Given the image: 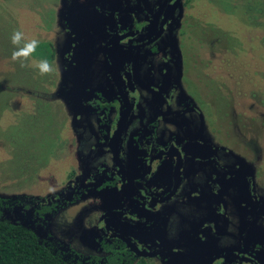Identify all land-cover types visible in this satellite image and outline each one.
Returning a JSON list of instances; mask_svg holds the SVG:
<instances>
[{
	"label": "flooded vegetation",
	"instance_id": "obj_1",
	"mask_svg": "<svg viewBox=\"0 0 264 264\" xmlns=\"http://www.w3.org/2000/svg\"><path fill=\"white\" fill-rule=\"evenodd\" d=\"M190 1H64L50 93L68 109L71 167L0 197V218L68 264H264V72L237 87L218 37H199L219 86L207 114L184 86ZM81 49L89 66L62 77Z\"/></svg>",
	"mask_w": 264,
	"mask_h": 264
},
{
	"label": "rangeland",
	"instance_id": "obj_2",
	"mask_svg": "<svg viewBox=\"0 0 264 264\" xmlns=\"http://www.w3.org/2000/svg\"><path fill=\"white\" fill-rule=\"evenodd\" d=\"M64 1L0 0V197L44 191L71 167L69 151L75 137L68 127V109L50 93L58 72L51 58V37ZM190 7L197 24L180 40L184 86L208 114L216 108L219 86L216 78L205 75L207 47L198 38L218 37L217 48H223L237 87L246 86L248 78L251 90L260 86L262 79L253 71L264 72V0H191ZM16 31L25 41H38L25 66L12 59L17 46L11 37ZM69 54L66 73L62 70L60 75L74 78L76 71L89 66L91 56L82 49ZM41 60L55 70L40 75L34 65Z\"/></svg>",
	"mask_w": 264,
	"mask_h": 264
},
{
	"label": "trees",
	"instance_id": "obj_3",
	"mask_svg": "<svg viewBox=\"0 0 264 264\" xmlns=\"http://www.w3.org/2000/svg\"><path fill=\"white\" fill-rule=\"evenodd\" d=\"M0 264L68 263L49 245L39 243L31 230L0 218Z\"/></svg>",
	"mask_w": 264,
	"mask_h": 264
},
{
	"label": "clouds",
	"instance_id": "obj_4",
	"mask_svg": "<svg viewBox=\"0 0 264 264\" xmlns=\"http://www.w3.org/2000/svg\"><path fill=\"white\" fill-rule=\"evenodd\" d=\"M13 45L17 46L16 51L13 52L12 59L20 60L21 65L25 66L28 57L31 52H33L38 44V41H25L23 39V33L16 31L11 37ZM34 67L39 72L40 75L51 74L55 69L53 65L47 60L38 61Z\"/></svg>",
	"mask_w": 264,
	"mask_h": 264
}]
</instances>
